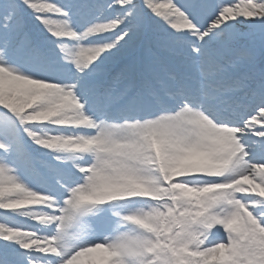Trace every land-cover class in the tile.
I'll return each instance as SVG.
<instances>
[{
  "label": "snow or ice",
  "instance_id": "snow-or-ice-1",
  "mask_svg": "<svg viewBox=\"0 0 264 264\" xmlns=\"http://www.w3.org/2000/svg\"><path fill=\"white\" fill-rule=\"evenodd\" d=\"M0 264H264V0H0Z\"/></svg>",
  "mask_w": 264,
  "mask_h": 264
}]
</instances>
